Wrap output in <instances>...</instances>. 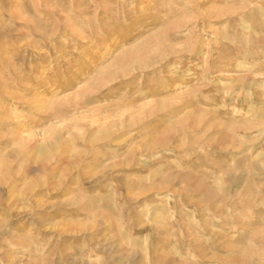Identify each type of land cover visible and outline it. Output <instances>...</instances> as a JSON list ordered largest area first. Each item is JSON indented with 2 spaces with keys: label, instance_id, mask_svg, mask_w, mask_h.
<instances>
[{
  "label": "rangeland",
  "instance_id": "rangeland-1",
  "mask_svg": "<svg viewBox=\"0 0 264 264\" xmlns=\"http://www.w3.org/2000/svg\"><path fill=\"white\" fill-rule=\"evenodd\" d=\"M0 264H264V0H0Z\"/></svg>",
  "mask_w": 264,
  "mask_h": 264
}]
</instances>
